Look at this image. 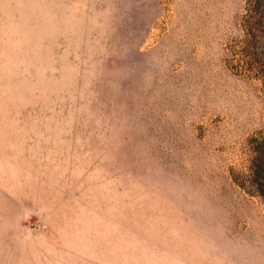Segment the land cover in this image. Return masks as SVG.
<instances>
[{"label":"rangeland","instance_id":"obj_1","mask_svg":"<svg viewBox=\"0 0 264 264\" xmlns=\"http://www.w3.org/2000/svg\"><path fill=\"white\" fill-rule=\"evenodd\" d=\"M250 8L0 0V264H264Z\"/></svg>","mask_w":264,"mask_h":264},{"label":"trees","instance_id":"obj_2","mask_svg":"<svg viewBox=\"0 0 264 264\" xmlns=\"http://www.w3.org/2000/svg\"><path fill=\"white\" fill-rule=\"evenodd\" d=\"M251 8L247 9L246 11L249 13H255L257 17H261V10L264 7V0H250ZM250 17V15H249ZM258 21V20H257ZM251 29L255 30V32L251 33V36L253 37H259L261 36L262 42H258V45H264V30L263 27L260 25L251 26ZM257 43V40L255 39V45ZM258 47L255 46V62L258 64V70L257 74L261 75V81L264 86V46L259 51L257 50ZM250 171V177H251V183L259 186L257 187V191L259 195L264 197V152L261 151V154L259 158H255L253 161H251V166L249 167Z\"/></svg>","mask_w":264,"mask_h":264}]
</instances>
